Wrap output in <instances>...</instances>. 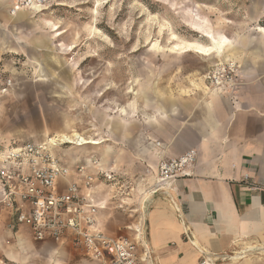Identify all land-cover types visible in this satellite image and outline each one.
Instances as JSON below:
<instances>
[{"label":"rangeland","instance_id":"1","mask_svg":"<svg viewBox=\"0 0 264 264\" xmlns=\"http://www.w3.org/2000/svg\"><path fill=\"white\" fill-rule=\"evenodd\" d=\"M12 6L13 0L9 14ZM263 10L264 0H46L41 12L25 11L36 14L34 19L27 16L16 23L7 51H0V78L14 82L10 97L1 102L0 137L41 142L44 133L52 137L62 132L64 121L82 135L93 120L92 110L119 118L114 111L127 104L134 108L138 97L150 100L152 90L173 91L181 98L179 90L190 88V82L202 80L208 86L206 76L219 62L235 64L232 97L264 93V37L255 32L264 28ZM1 24L0 38L6 41ZM196 27L210 28L215 37L225 36L243 47L245 64L239 67L226 53L216 58L176 50L209 44ZM34 39H40L37 44L43 49L35 47ZM4 48L0 40V49ZM256 49L261 50L257 60L251 58ZM85 149L87 155L94 154L91 147H63L61 153L70 163ZM20 231L31 251L23 239L18 248L10 246L16 237L6 242L16 249L19 264H98L80 249L34 241L27 231ZM53 248L55 253L48 256L47 250ZM1 250L0 264H13ZM253 261L264 264L263 257Z\"/></svg>","mask_w":264,"mask_h":264},{"label":"crops","instance_id":"2","mask_svg":"<svg viewBox=\"0 0 264 264\" xmlns=\"http://www.w3.org/2000/svg\"><path fill=\"white\" fill-rule=\"evenodd\" d=\"M10 6L11 0H0V21L6 33V41L0 38L6 49L1 52L7 51L15 24L27 19L9 21ZM260 31L255 30L264 37V28ZM37 40L33 44L43 49ZM243 52L227 59L242 67ZM260 53L254 50L251 58L260 59ZM190 86L179 90L184 95L181 98L173 91L161 94L152 90L150 100L138 97L134 108L122 106L126 108L122 118L91 111L93 120L85 135H80L100 142L85 147L93 148L91 155L99 157L103 168L117 177L112 183H94L92 193L101 202L99 227L112 237L134 238L138 232L143 243L150 245L155 264H256L255 258H264L261 252L231 262L228 258L246 248L264 246V192L249 190L242 182L245 174L264 182V93H241L236 98L209 88L202 80L190 82ZM11 92L0 97V111L2 100ZM69 126L64 121L62 130ZM24 143L0 137V148ZM190 149L197 152L193 175L178 178L171 188L146 202L158 160L178 157ZM86 150L75 158L82 159ZM11 223L10 210L0 205V252L17 247L19 239L24 244L28 241L18 235L22 229L28 232L27 228L14 232ZM15 237L14 245H6Z\"/></svg>","mask_w":264,"mask_h":264},{"label":"built area","instance_id":"3","mask_svg":"<svg viewBox=\"0 0 264 264\" xmlns=\"http://www.w3.org/2000/svg\"><path fill=\"white\" fill-rule=\"evenodd\" d=\"M45 2L13 0L10 14L33 6L43 9ZM234 76L232 66L218 63L211 68L206 80L209 88L231 93L235 87ZM12 87L11 78H0V97L10 93ZM80 146L84 147L54 136L37 143L0 148V205L11 212V228H27L34 241H51L80 249L98 264H155L138 232L134 238L112 237L100 229L101 202L92 193L94 183H112L117 177L103 168L97 156L85 155L70 163L59 156L63 147ZM196 161L194 149L178 157L160 158L149 196L168 190L178 178L191 177ZM242 182L249 190L264 192V182L254 181L247 174Z\"/></svg>","mask_w":264,"mask_h":264},{"label":"bare ground","instance_id":"4","mask_svg":"<svg viewBox=\"0 0 264 264\" xmlns=\"http://www.w3.org/2000/svg\"><path fill=\"white\" fill-rule=\"evenodd\" d=\"M7 6V5H6ZM6 6H5V8H6ZM26 10H34V11H36L35 13L37 14V13H39V12H41L43 9H41V7L40 6H33L32 8H29V9H25L24 11H23V14H20V15H17L16 17H14V18H12L10 15L8 16V20L9 21H14V20H16L18 17H19V19H21L22 17L23 18H26L27 16H31V17H29V19H34V16H33V14L32 13H29V12H25ZM17 12H19V11H17ZM17 12H14V14H13V16L17 13ZM33 12V11H32ZM8 13V12H7ZM7 17V16H6ZM195 29V28H194ZM257 29V28H256ZM196 30H197V33H201L202 34V36L203 37H205L208 41H209V44L208 45H205V46H203V45H198V44H189V45H191V47H189V45H187L186 46V44H185V46L186 47H176L175 49L176 50H180L181 51V53H187V52H194V53H196V54H198V55H200L201 57L203 56H210V55H214V57L216 56V58L220 55V54H222V53H226L227 55H229V56H235V55H237V54H239L240 52H241V50H242V47H236V46H234L233 44H232V42L230 41V39L229 38H227V37H225V36H218V37H215L214 36V34H212V31H211V29L210 28H207V29H202L201 27H196ZM194 31V30H193ZM261 32V31H260ZM260 34V33H259ZM197 48H202V49H207L208 51H207V53H202V52H198V51H196V49ZM179 54V53H178ZM232 64H228V65H230V66H232V67H234L233 65H235L234 64V62H232V61H230ZM219 64H222V62H219ZM218 65V64H217ZM213 90H219V91H224V90H220V89H218V88H213ZM133 91V90H132ZM129 92V91H128ZM226 92V91H225ZM130 93V92H129ZM230 95V93H229V91H228V93L226 92V95ZM140 95V94H139ZM231 96V95H230ZM134 98H135V96H134ZM133 98V99H134ZM130 106V105H129ZM132 107H133V105H132ZM125 109V108H124ZM123 108H121V109H117L116 111H114L113 113L114 114H117V113H119V117L120 118H122V116H126V109L124 110ZM162 114V113H161ZM107 123V122H106ZM67 131H69V132H72V133H69V134H60V135H58V136H62V139L63 140H66V142H68V143H71V144H79V145H83L84 147L85 146H92V145H99L100 144V142H98V141H95V140H93V139H88V138H84V137H82L80 134H77L76 132H74V130H72V129H67ZM55 136H57V135H55ZM42 137L43 138H45V137H49V134H47V133H44L43 135H42ZM52 137H54V136H52ZM78 148H83L82 146H80V147H78ZM64 153V152H63ZM65 154V153H64ZM64 154H60L59 156L60 157H62V158H64V159H62L63 161H65L66 163H68L69 161H66L65 160V157H64ZM100 159V158H99ZM100 162H101V159H100ZM102 164V163H101ZM32 239V238H31ZM25 246H26V248H27V250L28 251H31L32 250V245L30 244V242L28 241L26 244H25ZM254 249H256L258 252L257 253H260L261 252V254H263L264 255V246L263 247H261V248H257V246L256 247H253ZM245 250V249H244ZM244 250L242 251V252H240V253H238V254H236V255H234V257H231V259H230V262L232 261V260H235L236 258H239V259H237V260H240V259H242V258H244L245 257V253L246 252H244ZM3 251H4V249H3ZM55 251V248H53V249H48L47 250V254H48V256L50 255V253L51 252H54ZM55 253V252H54ZM7 254H8V261L10 262V263H13V264H19V262H21L18 258V253H17V251H16V249L14 248V247H9L8 249H7ZM37 254V253H36ZM253 254V253H252ZM29 255H26V258L28 257ZM54 261V260H53ZM58 261H59V259H58ZM54 263V262H53ZM1 264H5L4 262H1ZM22 264V263H21ZM29 264V263H28ZM59 264H62L61 263V261H59Z\"/></svg>","mask_w":264,"mask_h":264},{"label":"water","instance_id":"5","mask_svg":"<svg viewBox=\"0 0 264 264\" xmlns=\"http://www.w3.org/2000/svg\"><path fill=\"white\" fill-rule=\"evenodd\" d=\"M161 192H158V193H155V194H152L151 196H149L147 199H146V202L148 201V200H150L151 198H153V197H155L156 195H158V194H160ZM146 246H147V248H148V250H149V252H150V255H151V257H152V259L154 260V255H153V251H152V249H151V247H150V245L148 244V242L146 241ZM244 252H246L245 253V256L246 255H249V254H252V253H257L258 251L256 250V249H251V248H246L245 250H244ZM204 255V254H203ZM231 257H234V256H231ZM231 257H229L228 259L230 260L231 259Z\"/></svg>","mask_w":264,"mask_h":264},{"label":"snow or ice","instance_id":"6","mask_svg":"<svg viewBox=\"0 0 264 264\" xmlns=\"http://www.w3.org/2000/svg\"><path fill=\"white\" fill-rule=\"evenodd\" d=\"M154 47H155V45H154ZM189 47H191V45H189ZM196 51L202 52V53H207L208 50L207 49H202V48H197Z\"/></svg>","mask_w":264,"mask_h":264}]
</instances>
